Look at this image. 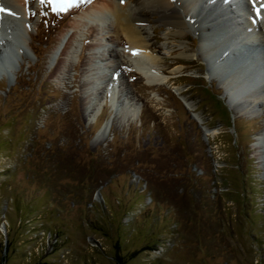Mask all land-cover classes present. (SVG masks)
Masks as SVG:
<instances>
[{
  "label": "rangeland",
  "instance_id": "rangeland-1",
  "mask_svg": "<svg viewBox=\"0 0 264 264\" xmlns=\"http://www.w3.org/2000/svg\"><path fill=\"white\" fill-rule=\"evenodd\" d=\"M27 1L13 12L28 27L25 54L0 68V264H264V157L253 141L264 84L232 111L199 46L218 48L214 25L232 31L219 16L227 5L198 11L204 25L187 17L176 38L151 14L145 35L168 76L152 87L124 39L75 22L103 0H76L66 16L59 0ZM232 5L253 60L264 17L255 0Z\"/></svg>",
  "mask_w": 264,
  "mask_h": 264
},
{
  "label": "bare ground",
  "instance_id": "bare-ground-1",
  "mask_svg": "<svg viewBox=\"0 0 264 264\" xmlns=\"http://www.w3.org/2000/svg\"><path fill=\"white\" fill-rule=\"evenodd\" d=\"M75 1L76 0H59L57 3L58 7H56L58 9L56 10L58 12L63 13L64 16L68 14H73L76 12L75 7L73 6V4H75L74 3ZM217 2L218 4L221 5L222 4L227 5L225 6L224 9H222L221 15L218 14L219 16H221L220 18L224 16L228 19L229 17L228 19L229 24L238 29H234V27H231L232 31L230 32L226 29L225 30L222 29V27L218 25H214V27L212 28L217 30L216 33L220 31L217 34V36L214 37V41L219 42L218 48L212 49L211 47H209L206 44L207 40L206 43L205 40H200L199 46L202 50L201 51L202 57L207 59V61L209 62L207 66L210 73L213 75V79L217 80L220 84L224 83L228 87V92H226L229 95L227 103L229 107L231 106L230 109H232L233 111L234 109H236L235 108L236 106H234L236 102L241 103L244 99H247L246 97L250 96L251 93L249 92H253V88H251L248 94L246 93L242 97H239L241 96L239 95L240 93L239 89L242 88V85L244 83H246L247 85L249 83V80L254 78L252 77L251 74L252 71L248 69V67L253 68L252 70L253 71L256 70L258 71V73L259 71L262 72L261 75L263 76V79L259 83V87H261L262 84H264L263 83L264 68L261 71L257 69L255 67L256 64L253 63H247V64L242 63L241 64L242 66L239 67L237 65V62L241 60L242 55H240V59H239V57L236 55V50L235 51L231 50L230 48V44H232L231 41H233V43H235V45L237 46V43H239L238 41L243 43L244 41L249 40L250 37H248L249 31H245V32L241 31V28L238 27V24L241 23H239L238 21L240 20L237 19H241L240 18L241 15L237 14L236 16L237 19H236L234 17L233 11L231 10L228 11L227 9L230 6V3L232 5V0H103V2L100 4H91L87 7L85 6V9L80 15L77 16L75 22H78V24L76 23L78 26L89 25L88 30H91L90 36H93L94 38L96 35H100L102 36V39L109 41L110 40L121 41L124 39V41L128 44V49L131 54L130 56L134 59L135 71L139 74V76L142 79L146 81L148 85L153 87L166 83V81L168 80V76L164 75V72L162 71L163 69L161 70L155 67V65L159 63L161 59H159L154 54L155 51L153 49H155V46L153 43L149 42L147 38L148 35H145L148 32L147 31L148 29L144 25L146 23H149L147 19L151 17V14L157 15L158 18L156 20L153 19L154 22L158 21L161 22L163 26L167 28L177 29V31L174 33L172 31H168L166 34L168 37L169 36L170 38L182 37L181 35L182 30H185L187 28L186 18L195 16L198 24L204 25L203 23L206 21V18L200 16L198 11L204 10L203 8L205 7L211 8L214 5V3ZM240 2H242V0H240ZM26 3H28L27 0ZM26 3L23 0H0V47H2V49H0V56H1L0 68H2V70H4L5 72H7L6 71L7 69L11 70V63L9 62L10 59L8 58L10 55L12 58L18 59L20 58V55L25 54L24 45L27 42L26 39H27L28 27L27 29H25L23 27L24 19L20 17L18 18L17 15L13 12H15V10H20L21 8L24 10L25 8H23L22 4L24 5ZM254 7L256 13L255 15L260 16L262 19L264 17V0H255ZM12 8H14V11ZM255 15L251 14V19L255 24H257L255 22L256 21ZM108 21L109 23L112 24L113 26L112 28L114 32V34L110 36H108L109 34L107 32H104L105 28L109 29L110 25ZM253 22L251 24L244 22V24L249 25L252 28H255ZM107 23L109 26H106ZM262 25L264 26V20L262 22ZM249 26L247 27V29H249ZM203 29L205 31L207 29L208 32L212 30V29L208 30V27L206 26H201L200 30L202 31ZM227 32L228 33L230 32V35H228ZM216 33L214 32V35ZM66 34H67V30H62V32L58 35L56 44L57 42H61ZM99 42L96 41L93 44V47L97 48L98 46H100L101 43ZM247 43H252V41H248ZM69 45L70 46L67 49H65L63 53H61L64 55L61 60L62 66H65L67 64V59L70 57V55L73 52H75L74 44L70 42ZM56 46L53 47L48 57L49 59H51V56L55 57L56 53L59 51ZM241 46L244 47L243 45ZM1 50L3 52H1ZM8 52H9V56H8ZM115 53L117 54V52ZM256 53H258L256 54L257 59L263 61V67H264V54L259 53L257 51ZM244 55L245 52H243V56ZM222 56L224 57V59L222 60V62L218 63V61L221 59ZM253 57H255V55ZM104 59H106V57L103 54H101L100 60H104ZM225 63L231 65L230 66L231 68L229 67V65L225 66L224 65ZM96 68L97 67H95V65L90 64L88 69L91 71H95ZM230 70H232V72H230ZM246 77L248 78V80H245ZM259 94H261V92H258V94L254 93L253 94L254 96L253 95L252 96L255 97V95H259ZM232 103L234 104L232 105ZM190 106L191 105H189V107ZM263 132H264V126L261 129V131H259L255 135L256 136L255 139H253V141H256L255 149L257 151V156L259 159L264 157Z\"/></svg>",
  "mask_w": 264,
  "mask_h": 264
},
{
  "label": "water",
  "instance_id": "water-1",
  "mask_svg": "<svg viewBox=\"0 0 264 264\" xmlns=\"http://www.w3.org/2000/svg\"><path fill=\"white\" fill-rule=\"evenodd\" d=\"M232 42V44H230V48H231V50H233V51H235L236 50V55L239 57V59H240V55H242V57H241V60H239L238 62H237V65H238V67L239 66H242L241 64L242 63H244V64H247V63H253L254 64V62H251L252 61V59L251 58H249V55L247 54L246 55V53H245V55L243 56V52H245L244 51V49H245V47H242L241 46V43L242 42H240V41H238L239 43H237V46L235 45V43H233V41H231ZM1 49V48H0ZM25 50V49H24ZM249 51V50H248ZM257 52H259V50H256ZM256 51H255V54H253V56L255 55V57H253L254 59V61H256L255 62V67L257 68V69H259V70H261L262 71V69L264 68L263 67V61L262 60H259V59H257V55L256 54H258V53H256ZM1 52H3L2 50H1ZM8 56H9V52H8ZM1 57V56H0ZM9 59H10V63H11V70L12 69H15L16 67H17V58H12L11 57V55L8 57ZM233 63H234V61H233ZM240 64V65H239ZM258 64V65H257ZM224 65H229V64H227V63H225ZM231 65H229V67H230ZM231 68V67H230ZM248 69H250L251 71H252V77H254L253 79H250L249 80V83L246 85V83H244L243 85H242V88L241 89H239V91H240V93H239V95H241V96H239V97H242L243 95H245L246 93H248L249 92V90H251V88H253V87H257V86H259V83L261 82V80L263 79V76L261 75L262 74V72H260L259 71V73H258V71H253L252 69L253 68H250V67H248ZM7 72L6 73H8L10 70L9 69H7L6 70ZM230 72H232V70H230ZM244 74H246V73H244ZM245 80H248V78L246 77L245 78ZM255 80V81H254ZM231 93V92H230ZM234 93V92H233ZM233 95V94H232ZM223 95H221V97H222ZM235 96V95H234ZM239 99V98H238ZM235 102V101H234ZM229 107V106H228ZM230 108V107H229Z\"/></svg>",
  "mask_w": 264,
  "mask_h": 264
},
{
  "label": "snow or ice",
  "instance_id": "snow-or-ice-1",
  "mask_svg": "<svg viewBox=\"0 0 264 264\" xmlns=\"http://www.w3.org/2000/svg\"><path fill=\"white\" fill-rule=\"evenodd\" d=\"M6 10V9H5ZM7 11V10H6Z\"/></svg>",
  "mask_w": 264,
  "mask_h": 264
}]
</instances>
